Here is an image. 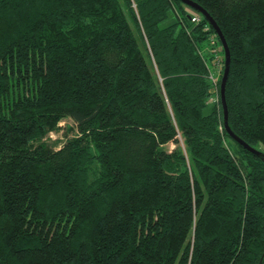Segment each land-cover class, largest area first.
<instances>
[{"label":"trees","instance_id":"obj_1","mask_svg":"<svg viewBox=\"0 0 264 264\" xmlns=\"http://www.w3.org/2000/svg\"><path fill=\"white\" fill-rule=\"evenodd\" d=\"M192 1L261 155L183 0H0V264H264V0Z\"/></svg>","mask_w":264,"mask_h":264},{"label":"water","instance_id":"obj_2","mask_svg":"<svg viewBox=\"0 0 264 264\" xmlns=\"http://www.w3.org/2000/svg\"><path fill=\"white\" fill-rule=\"evenodd\" d=\"M186 4H188L192 8H196L201 15L207 19V21L211 24L212 28L215 30L217 36L219 37V40H221L222 48L224 51V59H223V69H222V75L220 78V87H219V97L223 108V119H224V126L225 130L230 134L232 138H234L236 141H238L244 148H247L250 152H253L254 154L261 155V151H259L257 148H254L251 146L247 141H244L242 138H240L234 130H231L228 119H227V108H226V96H225V81L228 76V69H229V59H230V52L228 51L227 46V40H225L224 34L222 29H220L218 23L215 21L214 18L210 15V13L207 11L206 8L202 7L199 3L192 0H183ZM264 161V156L262 157Z\"/></svg>","mask_w":264,"mask_h":264},{"label":"rangeland","instance_id":"obj_3","mask_svg":"<svg viewBox=\"0 0 264 264\" xmlns=\"http://www.w3.org/2000/svg\"><path fill=\"white\" fill-rule=\"evenodd\" d=\"M188 10L192 9L191 7H187ZM190 8V9H189ZM194 10V9H193ZM200 15V14H199ZM173 18V13L170 12L168 15V18L166 19V22H169ZM206 48H208L212 53L211 58V65L209 69V79L211 81V86H213L214 93L210 96V101L214 102L218 100V93L220 85H218V79L220 78L222 69H223V59H224V51L222 48V44L220 41L214 40V38L209 37V42L206 45ZM219 92V91H218ZM72 124V120L70 118H63L59 121V127L58 129H53L48 133V137L50 139L58 138L61 140V142L64 140V129L66 124ZM70 133V132H69ZM72 133V132H71ZM61 142H58L60 144ZM57 144V145H58ZM170 147H172L174 144L168 143Z\"/></svg>","mask_w":264,"mask_h":264},{"label":"built area","instance_id":"obj_4","mask_svg":"<svg viewBox=\"0 0 264 264\" xmlns=\"http://www.w3.org/2000/svg\"><path fill=\"white\" fill-rule=\"evenodd\" d=\"M190 9V8H189ZM194 9V10H193ZM190 12H191V16H190V19H192L193 21H197V20H200L199 18H200V13L198 12V10L197 9H195V8H192V9H190Z\"/></svg>","mask_w":264,"mask_h":264}]
</instances>
